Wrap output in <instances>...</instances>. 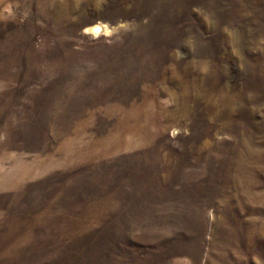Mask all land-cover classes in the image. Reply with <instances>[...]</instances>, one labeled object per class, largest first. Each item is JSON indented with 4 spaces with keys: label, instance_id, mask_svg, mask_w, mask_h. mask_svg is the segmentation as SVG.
I'll return each instance as SVG.
<instances>
[{
    "label": "rangeland",
    "instance_id": "374dc122",
    "mask_svg": "<svg viewBox=\"0 0 264 264\" xmlns=\"http://www.w3.org/2000/svg\"><path fill=\"white\" fill-rule=\"evenodd\" d=\"M0 264H264V0H0Z\"/></svg>",
    "mask_w": 264,
    "mask_h": 264
},
{
    "label": "bare ground",
    "instance_id": "6f19581e",
    "mask_svg": "<svg viewBox=\"0 0 264 264\" xmlns=\"http://www.w3.org/2000/svg\"><path fill=\"white\" fill-rule=\"evenodd\" d=\"M94 29H99V31H95ZM87 34H92L94 36H99V35H107L111 32V28L108 25L102 24V23H97L93 26L86 27Z\"/></svg>",
    "mask_w": 264,
    "mask_h": 264
},
{
    "label": "snow or ice",
    "instance_id": "6c2138e0",
    "mask_svg": "<svg viewBox=\"0 0 264 264\" xmlns=\"http://www.w3.org/2000/svg\"><path fill=\"white\" fill-rule=\"evenodd\" d=\"M95 31H99V29H94Z\"/></svg>",
    "mask_w": 264,
    "mask_h": 264
}]
</instances>
